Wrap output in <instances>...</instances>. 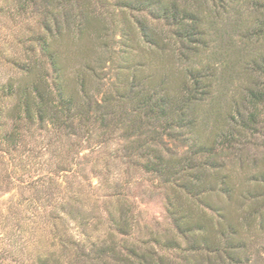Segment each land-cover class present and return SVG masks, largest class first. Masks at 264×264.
Here are the masks:
<instances>
[{"label":"trees","instance_id":"1","mask_svg":"<svg viewBox=\"0 0 264 264\" xmlns=\"http://www.w3.org/2000/svg\"><path fill=\"white\" fill-rule=\"evenodd\" d=\"M116 11L135 19L124 21L119 49L110 44ZM0 23L19 33V51L0 49V196L11 185L20 192L16 175L32 152L53 159L42 167L55 178L33 184L27 199L54 247L36 264L174 263L128 241L130 210L76 196L73 167L85 150L98 154L93 174L110 196L121 189L110 184L120 150L122 164L164 191L174 235L161 249L183 245L185 264L240 262L250 210L264 196V173L242 156L264 113V0H0ZM223 36L238 44V100L218 89L211 45ZM116 137L125 143L106 155ZM164 137L187 150L170 155Z\"/></svg>","mask_w":264,"mask_h":264},{"label":"rangeland","instance_id":"2","mask_svg":"<svg viewBox=\"0 0 264 264\" xmlns=\"http://www.w3.org/2000/svg\"><path fill=\"white\" fill-rule=\"evenodd\" d=\"M108 8H110V12L114 11L111 5ZM117 13L116 11L115 15ZM127 19L132 23L135 22V19L133 20L129 14L126 17L120 14L114 16V25L112 24V26L110 24L111 20L108 22V26H111L112 29L115 26L117 27L113 31L111 29L115 42L110 44L115 49H119L123 45L125 36L122 37L120 33L123 29L126 31L124 21ZM17 34L19 33H16L14 26L0 23V49L4 50L5 48L10 55L19 51V47L15 43ZM222 39L221 46L217 47V44L211 45L213 47L211 50L216 53L212 62L217 69L216 78L220 83L218 89L219 92L222 91L228 97L231 96L238 100L241 94L239 88H243V79L239 75L236 63L238 44L233 47L228 42L227 36H223ZM257 50H264V48ZM107 68L105 70L109 72L110 67L108 64ZM112 81V75L108 74L104 80L105 87L103 91L108 88ZM101 96L102 94H99L97 99L100 100ZM261 114L260 120L262 123L253 127V133L247 132L246 141L248 143L242 152L243 159L250 165L252 173H264V122L262 121L264 113L261 112ZM163 142L165 149L170 155L179 156L187 150V145L176 137H164ZM124 143L123 139H117L116 137V139L108 143L111 148L109 146V149L104 152H106V155H113L116 149L121 148ZM116 155L118 160L114 162L115 166L111 160L112 170L114 169L115 174L112 178L110 177V184L118 183V185H121L117 197H114L113 194L110 196L111 192L109 189L105 191L98 187V182L102 178L93 174V164L98 158V154L91 150L82 151L77 161L80 165L76 169L73 167V172L75 173L73 180L74 193L85 203H92L98 200L99 204H101L105 200L111 206L130 210L135 224L131 236L126 237L130 243L133 242L139 248H148L149 251H154L156 253L155 256L165 255L171 258L174 262L173 264H177V262L185 264L183 257H186V255L182 252L183 245L180 246L181 250L176 251L161 249L163 246L161 244L174 235L170 230V222L165 211L164 191L155 185L156 182L153 184L144 174L139 171H133L122 164V150ZM50 160L53 159L48 154L42 156L38 151L32 152L31 156L22 165V171L16 175V178H19L20 192L14 188V185H11L13 190L0 196V264H36L38 256L54 250L52 242L40 234L39 226L33 222L34 218L31 213L29 214L38 205L29 203L27 200L33 184L42 183L44 178L48 176L55 178V175L43 172L45 171L43 167L47 166V162ZM80 166L84 167L83 173L87 175V177L85 176L86 179L81 177ZM73 172L69 174V179L73 176ZM58 181L59 183L62 182V187L65 186L66 183H63L62 177L58 178ZM49 183V192L57 191L54 183H51V181ZM108 195L109 197H107ZM258 199L260 207L256 208V210H250L252 224L246 234V238H244V245L241 247V253L239 254L240 262L237 264H264V196ZM48 202L49 206L55 203L54 198ZM40 206L42 207V204ZM21 211L22 221L20 225H17L15 221L11 220V217ZM98 228L101 229L100 226Z\"/></svg>","mask_w":264,"mask_h":264}]
</instances>
